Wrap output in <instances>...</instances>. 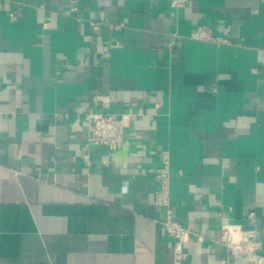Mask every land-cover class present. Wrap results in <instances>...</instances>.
<instances>
[{
  "label": "crops",
  "instance_id": "crops-1",
  "mask_svg": "<svg viewBox=\"0 0 264 264\" xmlns=\"http://www.w3.org/2000/svg\"><path fill=\"white\" fill-rule=\"evenodd\" d=\"M163 150L183 264H251L226 223L264 254V0H0V264H175Z\"/></svg>",
  "mask_w": 264,
  "mask_h": 264
},
{
  "label": "built area",
  "instance_id": "built-area-1",
  "mask_svg": "<svg viewBox=\"0 0 264 264\" xmlns=\"http://www.w3.org/2000/svg\"><path fill=\"white\" fill-rule=\"evenodd\" d=\"M188 0H169L170 6L180 9L186 6ZM191 38L201 40H216L211 29L206 25H199L190 34ZM124 117L114 112H92L89 115V136L88 144L114 146L123 141L124 136ZM162 163L158 167L156 177L159 181V188L154 194V203L165 207V219L162 221L167 233L174 238L173 261L175 264H183L188 253L186 243L192 231L183 227L174 217L170 205V183L171 168L170 154L168 150H163L160 154ZM254 213H250L249 218H253ZM256 231L244 229L240 224L226 223L222 225V235L220 243L224 245L229 253H242L251 264H264V254L257 251L254 239Z\"/></svg>",
  "mask_w": 264,
  "mask_h": 264
}]
</instances>
